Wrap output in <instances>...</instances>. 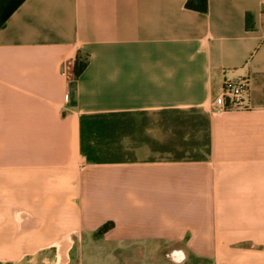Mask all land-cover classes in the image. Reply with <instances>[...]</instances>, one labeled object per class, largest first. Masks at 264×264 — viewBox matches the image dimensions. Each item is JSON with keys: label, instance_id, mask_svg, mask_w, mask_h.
<instances>
[{"label": "crops", "instance_id": "0c3cea01", "mask_svg": "<svg viewBox=\"0 0 264 264\" xmlns=\"http://www.w3.org/2000/svg\"><path fill=\"white\" fill-rule=\"evenodd\" d=\"M186 2L24 0L9 16L0 264H47L104 225L111 246L182 254L170 264H264V0ZM236 78L247 108L219 112Z\"/></svg>", "mask_w": 264, "mask_h": 264}, {"label": "rangeland", "instance_id": "374dc122", "mask_svg": "<svg viewBox=\"0 0 264 264\" xmlns=\"http://www.w3.org/2000/svg\"><path fill=\"white\" fill-rule=\"evenodd\" d=\"M47 254V264H170L182 254L171 253L169 247L157 242L130 243L111 246L100 235L83 237L77 247L67 253ZM194 264L188 254H184Z\"/></svg>", "mask_w": 264, "mask_h": 264}, {"label": "trees", "instance_id": "16d2710c", "mask_svg": "<svg viewBox=\"0 0 264 264\" xmlns=\"http://www.w3.org/2000/svg\"><path fill=\"white\" fill-rule=\"evenodd\" d=\"M24 0H0V29L5 25L9 16L13 11L23 2ZM185 7L190 10L198 12H206L207 10V0H187ZM250 16L247 14L245 17L246 28H251L249 24ZM259 24L262 29H264V10L260 13ZM85 64L82 62H77L74 67V74L78 76L84 69ZM108 226H102L97 232L96 235H102L106 232Z\"/></svg>", "mask_w": 264, "mask_h": 264}, {"label": "built area", "instance_id": "2783aa9c", "mask_svg": "<svg viewBox=\"0 0 264 264\" xmlns=\"http://www.w3.org/2000/svg\"><path fill=\"white\" fill-rule=\"evenodd\" d=\"M247 80L236 78L225 81L219 95L216 109L219 112L244 110L247 108L244 94L247 92Z\"/></svg>", "mask_w": 264, "mask_h": 264}, {"label": "bare ground", "instance_id": "6f19581e", "mask_svg": "<svg viewBox=\"0 0 264 264\" xmlns=\"http://www.w3.org/2000/svg\"><path fill=\"white\" fill-rule=\"evenodd\" d=\"M175 256L177 257V259H179V257H180V256L178 257L177 255H175Z\"/></svg>", "mask_w": 264, "mask_h": 264}]
</instances>
